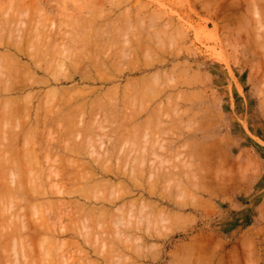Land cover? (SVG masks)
Segmentation results:
<instances>
[{
    "label": "rangeland",
    "instance_id": "1",
    "mask_svg": "<svg viewBox=\"0 0 264 264\" xmlns=\"http://www.w3.org/2000/svg\"><path fill=\"white\" fill-rule=\"evenodd\" d=\"M0 24V264H264V0H0Z\"/></svg>",
    "mask_w": 264,
    "mask_h": 264
},
{
    "label": "bare ground",
    "instance_id": "2",
    "mask_svg": "<svg viewBox=\"0 0 264 264\" xmlns=\"http://www.w3.org/2000/svg\"><path fill=\"white\" fill-rule=\"evenodd\" d=\"M260 18H261V17H260ZM88 20H89V19H88ZM42 21H43V20H42ZM0 25H1V24H0ZM42 26H43V25H42ZM234 26H235V25H234ZM98 27H99V26H98ZM116 27H117V26H116ZM17 28H18V27H17ZM112 31H113V30H112ZM118 31H119V30H118ZM236 33H237V32H236ZM86 35H87V34H86ZM169 35H170V34H169ZM227 35H228V34H227ZM46 36H47V35H46ZM20 37H21V36H20ZM159 37H160V36H159ZM261 37H262V36H261ZM83 38H84V37H83ZM107 38H108V37H107ZM13 40H14V39H13ZM238 41H239V40H238ZM7 44H8V42L6 43V45H7ZM15 45H17L16 49L18 48V46H20V45L17 44V43H16ZM0 46H1V45H0ZM10 46H12V44H11ZM20 47H21V46H20ZM124 47H125V46H124ZM12 48H13V47H12ZM20 50H21V49H20ZM148 50H149V49H148ZM21 51H22V50H21ZM21 51H20V52H21ZM43 51H44V50H43ZM93 51H94V50H93ZM20 52H18V53H20ZM153 52H154V51H153ZM92 53H93V52H92ZM22 54H23V52H22ZM14 57H15V56H14ZM39 57H40V56H39ZM31 58H32V57H31ZM96 58H97V57H96ZM16 59H17V63H18V62H19L18 57H16ZM13 60H14V62L16 61L15 59H13ZM13 60H12V61H13ZM97 60H98V59H97ZM158 61H159V60H158ZM11 63H12V62H11ZM15 63H16V62H15ZM17 63H16V66H17ZM100 63H101V62H100ZM258 64H259V63H258ZM13 65H14V63H13ZM97 65H98V64H97ZM99 65H100V64H99ZM14 66H15V65H14ZM18 66H19V65H18ZM18 66H17L16 68H20V66H19V67H18ZM105 66H106V65H105ZM16 68H15V69H16ZM22 68H23V67H22ZM22 68H21V69H22ZM25 68H26V67H25ZM96 68H97V67H96ZM106 68H107V67H106ZM16 70H18V69H16ZM23 72H24V71H23ZM17 73H19V72H17ZM20 73H21V72H20ZM31 73H33V72H31ZM31 73H30V74H31ZM2 74H3V73H2ZM68 74H69V73H68ZM152 76H153V75H152ZM5 78H8V77L6 76V77H4V79H5ZM153 78H154V77H153ZM153 78H152V79H153ZM155 78H156V77H155ZM171 78H172V77H171ZM1 79H3V78H1ZM17 80H18V79H17ZM27 80H28V79H27ZM153 80H154V79H153ZM5 81H7V80L5 79ZM11 81H12V80H11ZM20 81H22V80H20ZM45 81H46V80H45ZM45 81H44V82H45ZM9 82H10V81H9ZM44 82H43V83H44ZM166 82H167V81H166ZM20 83H21V82H20ZM156 83H157V82H156ZM30 84H31V83H30ZM30 84L28 83V85H30ZM32 84H33V83H32ZM44 85H45V84H44ZM149 85H150V84H149ZM24 86H25V84H24ZM141 86H142V85H141ZM156 86H157V85H156ZM151 87H152V86H151ZM124 88H125V87H124ZM142 88H143V87H142ZM142 88H141V89H142ZM156 89H157V88H156ZM56 91H57V90H56ZM62 91H63V90H62ZM140 91H141V90H140ZM63 92H64V91H63ZM91 92H92V91H91ZM113 92H114V91H113ZM55 93H56V92H55ZM57 93H58V92H57ZM146 93H147V92H146ZM88 94H89V93H88ZM84 95H85V94H84ZM123 95H124V94H123ZM154 95H156V93H155ZM59 96H60V95H59ZM61 96H62V95H61ZM76 97H77V99L79 98L77 95H76ZM96 97H97V96H96ZM66 98H67V97H66ZM100 98H101V97H100ZM123 98H124V97H123ZM188 98H189V97H188ZM13 99H14V98H13ZM10 100H11V99H10ZM15 101H16V100H15ZM96 101H97V99H96ZM98 101H100V100H98ZM81 102H82V101H81ZM14 103H15V102H14ZM82 103H83V102H82ZM102 103H103V101H102ZM19 104H20V103H19ZM19 104H18V105H19ZM99 104H101V103H99ZM127 104H128V103H127ZM22 105H23V104H22ZM24 105H25V104H24ZM61 105H62V104H61ZM82 105H83V104H82ZM20 107H21V105H20ZM8 110H9V109H8ZM55 110H56V109H55ZM55 110H54V111H55ZM68 110H69V109H68ZM72 110H73V109H72ZM67 112H68V111H67ZM53 113H54V112H53ZM63 114H64V113H63ZM38 115H39V114H38ZM65 115H66V114H65ZM71 115H72V114H71ZM40 116H41V115H40ZM44 117H45V116L43 115V118H44ZM63 117H64V116H63ZM125 117H126V116H125ZM40 118H41V117H40ZM40 118H38V119H40ZM43 118H42L43 121H41V123L44 122V119H43ZM45 118H46V117H45ZM68 118H69V117H68ZM148 118H149V117H148ZM59 119H60V116H59ZM59 119H58V120H59ZM125 119H126V118H125ZM146 121H147V119H146ZM146 121H144V122H146ZM37 122H38V121H37ZM122 122H123V121H122ZM36 124H37V123H36ZM98 124H99V123H98ZM121 124H122V123H121ZM201 125H202V124H201ZM71 126H72V125H71ZM78 126H79V125H78ZM51 127H52V126H51ZM76 127H77V126H76ZM80 127H81V126H80ZM100 127H101V126H100ZM49 128H50V127H49ZM60 128H61V127H60ZM70 128H71V127H70ZM50 130H51V129H50ZM62 130H63V129H62ZM121 130H122V129H121ZM59 131H61V129H60ZM4 132H5V131H4ZM102 132H103V131H102ZM42 133H43V132H42ZM82 133H83V132H82ZM106 133H107V132H106ZM105 135H106V134H105ZM4 137H5V136H4ZM151 139H152V138H151ZM62 140H63V139H62ZM116 140H117V139H116ZM52 141H53V140H52ZM97 141H98V140H97ZM100 142H102V140H101ZM144 142H146V141H144ZM11 143H12V142H11ZM98 143H99V142H98ZM151 143H152V142H151ZM89 144H90V143H89ZM91 144H92V143H91ZM91 144H90V147L92 146ZM101 144H102V143H101ZM101 144H100V145H101ZM108 144H109V143H108ZM153 144H154V143H153ZM160 146H161V144H160ZM86 148H87V147H86ZM47 149H48V148H47ZM163 149H164V148H163ZM25 151H26V150H25ZM92 151H93V150H92ZM24 153H26V152H24ZM104 153H107V152L104 151ZM104 153H103V154H104ZM150 153H151V152H150ZM41 154H42V153H41ZM97 155H98V154H97ZM104 155H105V154H104ZM26 156H27V155H26ZM48 157H49V156H48ZM98 157H99V161H100V156H98ZM50 158H51V157H50ZM104 158L107 159V155H106V157L104 156ZM129 158H130V157H129ZM93 159H94V158H93ZM110 159H111V158H110ZM1 160H2V159H1ZM76 160H77V159H76ZM97 160H98V158H97ZM95 161H96V160H95ZM107 161H108V160H107ZM140 161H141V163L139 162V163H140L139 165H142V164H143V162H142L143 160L141 159ZM160 161H161V160H160ZM160 161H159V162H160ZM8 162H9V160H8ZM84 162H85V161H84ZM96 162H97V161H96ZM96 162H95V163H96ZM103 162H104V160H103ZM103 162H102V163H103ZM105 162H106V161H105ZM14 163H15V162H14ZM97 163H98V162H97ZM97 163H96L95 165H97ZM161 163H162V162H161ZM161 163H159V164H161ZM107 164H108V163H107ZM116 164H118V163H116ZM90 165H91V164H90ZM90 165H89V166H90ZM118 165H119V164H118ZM118 165H117V169H115V171L118 170ZM135 165H136V164H135ZM169 165H170V164H169ZM15 166H16V165H15ZM101 166H102V164H101ZM103 166L106 167V164L103 165ZM103 166H102V168H103ZM109 166H110V165H109ZM109 166H108V167H109ZM132 166H133V165H132ZM18 167H19V166H18ZM120 167H121V166H120ZM120 167H119V168H120ZM28 168H29V167H28ZM89 168H90V167H89ZM102 168H101V169H102ZM111 168H113V167L111 166ZM111 168H110V170H111ZM125 168H127V167L125 166ZM125 168H124V169H125ZM133 168H134V166H133ZM102 170H103V169H102ZM106 170H107V171H106ZM106 170H105V171H104V170L102 171V172H104V173H102V174H103L102 177H105L104 175L108 176L107 174H110V173H108V172H110V171H108V169H106ZM140 170L143 172V174H142V172H141V175L143 176V175L145 174V171H143L142 168H141ZM48 171H49V170H48ZM52 171H53V170H52ZM52 171H50V172L52 173ZM88 171H89V170H88ZM88 171H87V172H88ZM91 171H92V170H91ZM119 171H120V169H119ZM119 171H117V172H111V173L113 174L112 178H113V177H114V178H117L118 175H119V173H120V174L122 173V171H121V172H119ZM124 171H125V170H124ZM131 171H132V169H131ZM138 171H139V170H138ZM50 172H48L49 175H50ZM58 172H59V171H58ZM126 172H127V169H126ZM126 172H123V173H126ZM129 172H130V170H129ZM139 172H140V171H139ZM151 172H152V171L148 172V175H149V173H151ZM10 173H11V172H10ZM81 173H82V172H81ZM92 173H94V172L92 171ZM135 173H136V172H135ZM58 174H59V173H58ZM58 174H57V177H58ZM67 174H68V173H66V175H67ZM69 174H70V173H69ZM69 174H68V175H69ZM95 174H96V173H95ZM95 174L92 175L91 172H90L89 174H84V176L86 175V177H87V175H88L89 178H88V177H87V178H88L89 181H90V180H92V179H90V178H92ZM97 174H98V173H97ZM128 174L130 175V173H128ZM156 174H157V173H156ZM168 174H169V173H168ZM10 175H11V174H10ZM53 175H54V174H53ZM68 175H67L66 177H68ZM91 175H92V176H91ZM122 175H123V174H122ZM122 175H121V176H122ZM125 175H126V174H125ZM132 175H133V174H131V176H132ZM135 175H136V174H135ZM135 175H134V176H135ZM137 175H138V174H137ZM139 175H140V173H139ZM139 175H138V176H139ZM51 176H52V174H51ZM55 176H56V175H55ZM96 176H97V175H96ZM100 176H101V175H100ZM126 176H127V175H126ZM131 176H129V178H127V179L130 180V177H131ZM38 177H39V176H38ZM41 177H42V176H41ZM41 177H40V178H41ZM69 177H70V175H69ZM80 177H81V176H80ZM86 177H85V178H86ZM98 177H99V176H98ZM135 177H136V176H135ZM148 177L151 178V176H148ZM155 177H156V175H155ZM50 178H51V177H50ZM55 178H56V177H55ZM73 178H74V177H73ZM94 178H96V177L94 176ZM94 178H93V180L96 181V179H94ZM108 178H109V177H108ZM108 178H107V179H108ZM119 178H120V177H119ZM122 178H123V177H122ZM125 178H126V177H125ZM138 178H139V177H138ZM68 179H69V178H68ZM71 179H72V178H71ZM71 179H70V180H71ZM102 179L104 180L105 178H102ZM102 179H101L100 181H102ZM131 179H132V178H131ZM133 179H135V178H133ZM156 179H158V178H156ZM36 180H37V179H36ZM36 180L33 181L32 185L34 184V182H35V184L38 183V180H37V182H36ZM40 180H41V179H40ZM81 180H83L82 177H81ZM81 180H80V181H81ZM84 180H85V181H84ZM84 180H83L84 182H88L87 179H84ZM93 180H92V181H93ZM48 181H49V180H48ZM48 181H47V182H48ZM83 181H82V182H83ZM98 181H99V180H98ZM98 181H97V183H98ZM106 181H107V180H106ZM108 181H109V183H110V181H111V183L113 182L111 179H109ZM41 182H42V180H41ZM73 182H74V181H73ZM84 182H83V183H84ZM130 182H131V180H130ZM11 183H12V182H11ZM39 183H40V181H39ZM52 183L54 184V182H52ZM52 183L50 182L49 184H52ZM75 183H76V182H75ZM99 183H100V182H99ZM103 183H105V181H104ZM116 183H118V181H117ZM120 183L122 184V182H120ZM134 183H137V181L134 182ZM53 184H52V185H53ZM123 184H124V182H123ZM155 184H156V183H155ZM36 185H37V184H36ZM42 185H44V184L42 183ZM100 185H101V184H100ZM103 185H104V184H103ZM111 185L114 186L115 183H114V184H111ZM135 185H136V184H135ZM135 185H133V186H135ZM37 186L39 187V185H37ZM48 186H49V185H48ZM50 186H51V185H50ZM108 186H110V185H107L106 188H108ZM117 186H119V185H117ZM117 186H116V187H117ZM122 186H123V185H122ZM122 186H121V187H122ZM126 186H128V185H126ZM126 186H125V187H126ZM149 186H151V185H149ZM152 186H153V185H152ZM33 187H34V188H32V190L35 189V186H34V185H33ZM51 187H52V188H53V187L58 188L59 186H58V187H56V186H51ZM88 187H89V185H88ZM88 187H86L87 190H88ZM104 187H105V186H104ZM110 187H111V186H110ZM110 187L107 189V191L104 190V189H103V191L109 193L108 190L112 188V187H111V188H110ZM121 187H120V188H121ZM123 187H124V186H123ZM154 187H155V186H154ZM154 187H153V188H154ZM41 188H42V187H41ZM52 188H50V189H52ZM61 188H62V187H61ZM61 188H59L60 191H61ZM89 188H91V187H89ZM102 188H103V187H102ZM106 188H105V189H106ZM118 188H119V187H118ZM120 188L117 189V190L119 191ZM149 188H150V187H149ZM43 189H44V186H43ZM43 189H42V190H43ZM72 189H73V188H72ZM72 189H71L70 191H69V190H68V191H69V192H72L73 190H75V189H73V190H72ZM77 189L79 190L80 188H76L75 192L77 191ZM124 189H127V190L124 191ZM124 189H122L121 193L124 192V195H125V196H128V194L130 195V192H131V191L128 190V188H124ZM154 189H155V188H154ZM22 190H23V189H22ZM36 190H41V189L38 188V189H36ZM42 190H41V192H42ZM54 190H55V189H54ZM62 190H63V188H62ZM64 190H65V189H64ZM80 190H81V189H80ZM80 190H79V191H80ZM82 190L84 191V189H82ZM90 190H91V189H90ZM111 190H112L111 192L113 193V195L111 194V195H112V196H111L110 193H109V197H112V198H108V195H106L105 197L102 196L103 194H106V193H104V192L101 190L102 193L99 194V195H101V196H99V195H97L96 197L94 196L93 199H94V198H97V197H104L105 199L103 198L102 201H104L105 203H103L102 206H105L106 204H108V205H110V204H116L115 201H117V199H122V197H123L124 195H122V194H121L120 192H118V191L113 192V191L115 190L114 188H112ZM151 190H152V189H151ZM83 191H82V193H84ZM148 191H149V190H148ZM152 191H153V190H152ZM152 191H151V192H152ZM20 192H21V191H20ZM50 192L52 193V191H50ZM56 192H58V190H56ZM89 192H90V191H89ZM92 192H93L94 195H95V192H94V191H92ZM117 192H118V195L116 196V197H117V199H116V197L114 198V196H115V193L117 194ZM128 192H129V193H128ZM34 193H35V191H34ZM38 193H40V192L38 191L37 194H38ZM42 193H43V192H42ZM42 193H40V195H41ZM44 193H45V191H44ZM59 193H60V192H59ZM59 193H55V195H56V194L59 195ZM63 193H64V191H62V194H63ZM65 193H68V192L65 191ZM80 193H81V192H79V194H80ZM82 193H81V194H82ZM86 193H87V191L85 190L84 195H85ZM90 193H91V192H90ZM96 193H98V192L96 191ZM99 193H100V192H99ZM154 193H155V190H154ZM45 194H46V193H45ZM68 194H70V193H68ZM126 194H127V195H126ZM151 194H152V193H151ZM35 195H36V194H35ZM84 195H82V198H84V197H83ZM90 195H91V196H89V197H92V196H93L92 194H90ZM119 195H120V196L122 195V196L119 197ZM158 195H159V194H158ZM11 196H12V195H11ZM85 196H86V195H85ZM125 196H124V198H125ZM140 196H141V194H140ZM79 197H80V196H79ZM87 197H88V196H86L85 199H86ZM106 197H107V198H106ZM80 198H81V197H80ZM161 198H162V197H161ZM167 198H168V197H167ZM196 198H197V197H196ZM88 199H89V198H88ZM88 199H86V200L88 201ZM168 199H169V198H168ZM198 199H199V198H198ZM75 200H76V199H75ZM75 200H74V201H75ZM98 200H99V201H98ZM100 200H101V198H99V199L97 198V199H95L94 201H96V202H97V201L100 202ZM136 200H138V199L135 198V201L133 202V201L131 200L132 202H130V203H131V204H132V203H133V204H137L138 201H136ZM140 200H141V199H140ZM143 200H144V199H143ZM196 200H197V199H196ZM71 201H72V200H71ZM89 201H90V200H89ZM120 201H122V200H120ZM129 201H130V200H129ZM46 202H47V201H46ZM60 202H61V201H60ZM90 202H91V201H90ZM85 203H86V202H85ZM85 203L82 202L81 204H84V206H85ZM87 203H88V202H87ZM124 203H125V205H124ZM130 203H129L128 205H126V204H127V201L125 200V202H123L122 205L120 204L119 207H120V208H121V207L123 208V207L125 206L124 208H127V209H128V208H131V211H130V209H129L128 211H130V213L132 214V211H133V208L135 207V205L132 204V205L134 206V207H133V206L130 205ZM143 203H144V202H143ZM147 203L149 204V201H148ZM150 203H152V202L150 201ZM79 204H80V203H79ZM79 204H78V201H77V206H78ZM99 204H101V203H98V205H99ZM117 204H118V202H117ZM138 204H141V202L138 203ZM138 204H137V205H138ZM47 205H48V204H47ZM49 205H50V204H49ZM53 205H54V204H53ZM58 205H59V204H58ZM129 205H130L131 207H127V206H129ZM137 205H136V206H137ZM143 205H144V206H143ZM145 205H146V204L144 203V204H142V205H140V206H141V208H144ZM151 205H152V204H151ZM153 205H155V204L153 203ZM59 206H60V205H59ZM59 206H58V207H59ZM79 206H81V207L83 208V205H79ZM89 206H90V205H89ZM95 206H97L96 203H95V205L92 206V208L95 207ZM140 206H138L137 208L140 209ZM142 206H143V207H142ZM146 206H147V205H146ZM155 206H156V205H155ZM0 207H1V206H0ZM58 207L56 206V208H58ZM85 207L87 208V206H85ZM85 207L83 208L84 211H86ZM99 207H100V206H99ZM117 207H118V206H117ZM149 207H150V209H153V208H151L150 204H149ZM149 207H146V208H144V209H147V208H149ZM152 207H154V206H152ZM77 208H79V207H77ZM77 208H76V209H77ZM92 208H91V209H92ZM95 208H96V207H95ZM95 208H94V210L96 211L97 208H96V209H95ZM105 208H106V207H105ZM110 208H111V206H110ZM122 208H121V209H122ZM124 208H123V210H125ZM137 208H136V209H137ZM154 208H156V207H154ZM58 209H59V208H58ZM87 209H88V208H87ZM91 209H90V210H91ZM121 209L119 210V208H117V210L119 211V215H120V213L125 214V213L127 212V211H126V212H121ZM158 209H159V208H158ZM35 210H36V209H35ZM60 210H61V209H60ZM90 210H89V212H88V210H87L85 213H87V212L90 213V212H91L92 215L94 216L96 213L93 214V212H94L93 209H92V211H90ZM100 210L102 211V209H100ZM105 210H108V209L106 208ZM105 210H104V211H105ZM117 210L115 209L114 212L117 211ZM123 210H122V211H123ZM140 210L142 211L143 209H140ZM159 210H160V209H159ZM159 210H158V211H159ZM75 211H76V210H75ZM84 211H82V212L84 213ZM108 211H109V210H108ZM111 211H112V209L110 210V212H111ZM134 211H136V210L134 209ZM137 211H138V210H137ZM143 211H144L143 214L147 212V211L145 212V210H143ZM151 211L154 212L155 210H151ZM160 211H161V210H160ZM160 211H159L158 214H160V213L162 212V211H161V212H160ZM31 212H32V211H31ZM77 212H79V211H77ZM82 212H81L79 215H81ZM98 212H99V211H98ZM114 212H113V213H114ZM138 212H139V214H140V211H138ZM59 213H60V212H59ZM61 213H63V212H61ZM105 213H106V211H105ZM105 213H104V214H105ZM108 213H109V212H107L106 214H108ZM116 213H117V215H118V212H116ZM128 213H129V212H128ZM149 213L152 214L151 212H149ZM156 213H157V211H156ZM66 214L68 215V213H66ZM98 214H99V213H98ZM100 214L103 216V212L100 213ZM106 214H105V215H106ZM134 214H136V218H138V217L142 214V212H141V214H140L139 216H137L138 213H136V212H135ZM143 214H142V215H143ZM146 214H147V213H146ZM165 214H166V213H165ZM77 215H78V214H77ZM86 215H87V214H86ZM86 215H85V216H86ZM113 215H114V214H113ZM113 215L111 214V217H112ZM115 215H116V214H115ZM115 215H114V216H115ZM117 215H116V216H117ZM132 215H133V214H132ZM142 215L140 216V218L143 217ZM147 215H148V214H147ZM162 215H163V213H162ZM162 215H161V216H162ZM58 216H59V215H57V219L59 218ZM60 216H61V215H60ZM63 216H64V214H63ZM81 216H82V215H81ZM83 216H84V214H83ZM93 216H91V217H93ZM97 216H98V215H97ZM97 216H96V217H97ZM108 216H109V215H108ZM122 216H123V215H122ZM122 216H119V217L117 216V217H116V220H117V218L119 219V218L122 217ZM153 216H154V215H153ZM157 216H160V215H157V214H156V215H155V219H157V218H156ZM87 217H88V216H87ZM87 217H86L87 220H86L85 218L81 220L82 223H85V220H86V221H89V220L91 219L90 217H88V218H87ZM99 217H100V215L98 216V218H99ZM128 217L131 218L132 216L129 215ZM133 217H134V216H133ZM151 217H152V216H151ZM89 218H90V219H89ZM98 218H97V219H98ZM125 218H127V214H126V217H125ZM125 218L123 217L124 222L126 221ZM147 218H148V217H147ZM149 218H150V215H149ZM158 218H159V217H158ZM162 218L164 219V217H162ZM162 218H161V219H162ZM57 219H56V220H57ZM61 219H63L62 216H61ZM61 219H60V220L58 219V220L62 222ZM88 219H89V220H88ZM114 219H115V218H113L112 220H114ZM155 219H154V220H155ZM166 219H167V218H166ZM169 219H170V218H169ZM83 220H84V221H83ZM112 220H111V221H112ZM116 220H115V222H116ZM121 220H122V218H120V222L117 221V224H118V223H122L123 221L121 222ZM170 220H171V219H170ZM71 221H72V220H71ZM98 221H99V219H98ZM127 221H130V220H127ZM127 221L125 222V224L127 223ZM137 221H139V218H138ZM141 221H143V218L141 219ZM141 221H139V222H141ZM150 221H151V220H149V222H150ZM157 221H158V219H157ZM157 221L155 220V222H157ZM159 221H160V220H159ZM115 222H114V223H115ZM124 222H123V223H124ZM149 222H148V223H149ZM152 222H154V221L152 220ZM155 222H154V223H155ZM49 223H50V222H49ZM80 223H81V222H80ZM80 223H79V226H78V225H75L74 228H78V229H79L80 225H82V223H81V224H80ZM87 223H88V222L85 223L86 225H85V224L82 225V226H86V228H85L86 230H83L84 232L82 231L83 235H86V233H87L86 231H88V229H87V228H88ZM146 223H147V222H146ZM146 223H145V224H146ZM54 224H55V223H54ZM60 224H61V223H59V226H60ZM125 224L123 225L124 227L121 226V228H120V227H117V226H116V227L114 226L115 229L117 230V228H118L117 231H119V232L116 231V232H117V236L121 233V229H122V227H123V229H124V230H123V229H122V230L125 232V226L127 225V224H126V225H125ZM130 224H131V223H130ZM130 224H129V225H130ZM137 224H138V222L136 223V226H137ZM113 225H114V224H113ZM120 225H122V224H120ZM120 225H118V226H120ZM164 225H165V224H164ZM59 226H58V228L60 229ZM76 226H78V227H76ZM131 226H133V224H132ZM139 226H140V223L138 224V227H139ZM141 226H142V225H141ZM41 227H42V228H41L42 230H44V229L46 230V227H45V226H44V228H43V225H41ZM62 227H63V226H62ZM64 227H65V226H64ZM126 227H128V226H126ZM128 228H131V227L129 226ZM132 228H133V227H132ZM136 228H137V227H136ZM140 228H141V227H140ZM140 228H139V230L142 231ZM48 229H49V228H48ZM51 229H52V228H51ZM63 229H64V228H63ZM63 229H62V230H63ZM65 229H67V228H65ZM65 229H64V230H65ZM78 229H77V230H78ZM80 229H81V228H80ZM80 229H79L78 231H80ZM119 229H120V230H119ZM133 229L135 230V228H133ZM53 230H54L55 233H56L57 230H56L55 228L52 229V231H53ZM68 230H69V232H73V231H71V230H73V229H70V228H69ZM127 230H128V229H127ZM146 230H147V229H146ZM146 230H145V231H146ZM155 230H156V229H155ZM170 230H171V229H170ZM59 231H61V230H59ZM75 231H76V230H75ZM130 231L132 232V229H130L128 232H130ZM147 231H148V230H147ZM151 231H152V230H151ZM61 232H62V231H61ZM63 232H64V231H63ZM76 232H77V231H76ZM85 232H86V233H85ZM103 232H104V231H103ZM116 232H115V233H116ZM135 232H138V231H135ZM37 233H38V232H37ZM67 233H68V232H67ZM78 233H79V232H78ZM82 233L80 232V234H82ZM118 233H119V234H118ZM149 233H150V232H149ZM149 233L147 232V234H149ZM33 234H34V233H33ZM35 234H36V233H35ZM57 234H58V233H57ZM104 234H106V233H104ZM133 234H135V233L133 232ZM154 234H155V233H154ZM154 234H153V235H154ZM156 234H157V233H156ZM96 235H97V234H96ZM121 235H124L123 237H125L126 234H121ZM129 235H130V234H129ZM149 235H150V234H149ZM151 235H152V234H151ZM85 237H86V236H85ZM118 237H121V236L119 235ZM137 237L139 238L140 236H137ZM137 237L135 238V240L137 239ZM141 237H142V236H141ZM141 237H140L139 239H137V240H141ZM151 237H152V236H151ZM142 238H143V237H142ZM123 239L126 240V238H123ZM129 239H130V238H129ZM129 239H128V240H129ZM103 241H104V240H103ZM129 241H130V240H129ZM59 242H60V241H59ZM132 242H133V241H132ZM141 242H142V240H141ZM56 243H58V241H57ZM73 243H74V242H73ZM101 243H102V242H101ZM57 245H58V244H57ZM63 245H64V244H63ZM104 245H105V244H104ZM140 245H141V243H140ZM248 245H249V244H248ZM23 247H24V246H23ZM61 247H63V246H61ZM102 247H103V244H102ZM142 247H143V246H141V248H142ZM254 251H255V250H254ZM57 254H58V253H57ZM101 255H102V254H101ZM33 256H34V255H33ZM137 256H138V255H137ZM142 256H143V255H142ZM121 257H122V256H121ZM177 257H178V256H177ZM258 257H259V256H258ZM137 259H138V258H137ZM176 259H177V258H176ZM180 259H181V258H180ZM121 260H122V259H121ZM255 260H256V259H255ZM255 260H254V261H255ZM62 261H63V260H62ZM87 261H88V260H87ZM175 261H176V260H175ZM229 261H230V260H229ZM64 262H65V261H64ZM233 262H234V261H233ZM241 263H242V262H241ZM246 263H248V262H246Z\"/></svg>",
    "mask_w": 264,
    "mask_h": 264
}]
</instances>
